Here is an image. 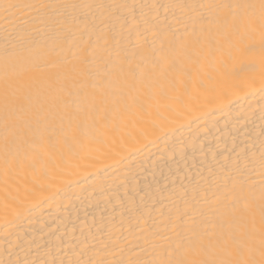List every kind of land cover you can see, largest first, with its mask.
I'll return each instance as SVG.
<instances>
[{"label": "bare ground", "instance_id": "obj_1", "mask_svg": "<svg viewBox=\"0 0 264 264\" xmlns=\"http://www.w3.org/2000/svg\"><path fill=\"white\" fill-rule=\"evenodd\" d=\"M260 3L0 0V264H260Z\"/></svg>", "mask_w": 264, "mask_h": 264}, {"label": "snow or ice", "instance_id": "obj_2", "mask_svg": "<svg viewBox=\"0 0 264 264\" xmlns=\"http://www.w3.org/2000/svg\"><path fill=\"white\" fill-rule=\"evenodd\" d=\"M3 7L5 8V10L11 9L16 7V5H12V4H5L3 5ZM225 7H228L227 5ZM260 9H261V18H262V22H264V0H261L260 3ZM261 256L264 257V248H262L261 250ZM177 264H185V262H177ZM244 264H255V262L252 261H245ZM260 264H264V259H262L260 261Z\"/></svg>", "mask_w": 264, "mask_h": 264}]
</instances>
